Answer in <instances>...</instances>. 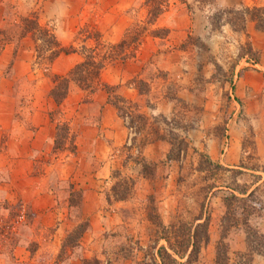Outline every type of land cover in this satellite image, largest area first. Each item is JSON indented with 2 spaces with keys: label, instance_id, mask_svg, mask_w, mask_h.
Instances as JSON below:
<instances>
[{
  "label": "crops",
  "instance_id": "0c3cea01",
  "mask_svg": "<svg viewBox=\"0 0 264 264\" xmlns=\"http://www.w3.org/2000/svg\"><path fill=\"white\" fill-rule=\"evenodd\" d=\"M176 2L168 0L166 10ZM242 4L239 2L234 8L251 7ZM158 20L154 26H160ZM3 22L2 13L0 25ZM246 24L245 32L224 31L237 37V46L244 43L243 35L247 34L252 50L257 54L256 61L252 67L244 68L246 64L242 61L233 63L229 57L222 58L223 64H233L228 75L230 78L225 81L212 80L213 72L207 68V63L198 60V55L191 48L178 47L187 37L184 19L176 21L174 28L165 27L169 33L163 39L143 36L133 56L115 59L102 69L100 82L113 86V96L130 103L134 114L143 119L140 125L144 142L136 159L152 165L148 175L142 173L136 160L128 157L127 162L126 159L124 161L126 157L121 150L127 145L128 128L117 107L108 101V94L103 89L88 93L71 86L60 104H56L49 95L53 87L51 76H64L82 61V54L77 47H92L94 43L89 37H79L76 40L78 44L59 26L49 27L61 47L72 46L75 51L58 55L48 70L37 67L36 57L32 53L15 49L11 44L1 48L0 201L8 207L18 208V220L25 219L24 208L30 207L34 227L32 232H35L33 241L36 243L32 251L20 244L14 245L11 252L14 260L32 264L35 259H39L38 255L49 252L45 264H82V260L91 256H101V243H98L95 234H90V231H96L89 227L77 239V245L63 247V241L80 220L88 219L93 228L98 223V217L106 219V213L103 217L99 216L100 197L104 190L114 185L118 174H121L118 179H131L133 185L125 199H112L113 206L108 204L112 212L107 213L106 217L113 220V234L116 230H127V222L132 219L135 223L141 222L142 227L148 230L149 216L140 217L139 214V210L144 207L142 198L151 202L152 196L148 192L156 180L167 182L174 176L183 178L187 162L190 171L197 172V168L193 170L194 160H190L198 154L197 151L223 167L238 168L244 151L245 124L251 123L255 128L264 126V32L255 30L252 22ZM128 27L119 30L117 34L113 33V42L110 43L117 44L123 40ZM157 41H164L166 46L162 53L155 55L157 60L152 63L149 58L157 50L151 46ZM217 48L212 51L218 53ZM148 62L155 66L152 78L146 76ZM19 78L28 83V88L21 83L15 84ZM140 84L143 90H139ZM171 86L174 87L175 100L170 98ZM177 100L184 108L196 110L197 116L191 117L193 126L184 133V139L191 147L182 151L176 160H166L170 143L165 136L167 125L162 119L173 118L177 108L174 102ZM187 119L185 122L189 123ZM62 125L67 126L66 143L62 148H57L54 142ZM69 141L73 145L72 151L67 148ZM225 141L228 145L227 153L221 154V146ZM162 165L172 169L170 172L167 170L163 179L159 167ZM58 180L68 181L69 191H63ZM216 189L219 188H212L209 193ZM73 191L80 195L76 208L81 210V216L74 220L75 224L69 223L72 217L69 209L73 206L69 203V193ZM59 194H66L62 203ZM124 209H130L126 216ZM205 209V204H201V219L197 220L196 217L194 225L205 219ZM177 211L180 208L176 206ZM156 212L161 220L158 210ZM153 234L157 235V231L152 228ZM72 249L81 254H73ZM59 252L61 258H58ZM255 256L259 255L252 256L251 264ZM34 263L44 264L39 260Z\"/></svg>",
  "mask_w": 264,
  "mask_h": 264
},
{
  "label": "rangeland",
  "instance_id": "374dc122",
  "mask_svg": "<svg viewBox=\"0 0 264 264\" xmlns=\"http://www.w3.org/2000/svg\"><path fill=\"white\" fill-rule=\"evenodd\" d=\"M145 1L146 0H0V17H2L3 13L4 21L0 25V50L6 44H11L15 49L19 48L24 50V52L26 51V53L36 55L34 49L36 46L41 45V42L35 39L36 35H34L33 39L30 38V36L22 38L20 35L23 25L19 22V19L28 18L32 15L37 17L40 27L54 28L59 26L63 32L67 31L66 34L71 40L74 38L76 41L79 37H89L94 43L93 37L99 35L103 44L112 45L110 42H113V33L117 34L119 30H124L129 25V34H132L135 33L133 30H135L136 27L145 25L147 12V7L144 5ZM186 1L187 3L185 2V4L182 5L181 0H177L174 5H170V9L166 10L167 8H165L158 17V24L160 26H153L151 28L167 27L171 29L174 28L173 25L176 24V21L180 22L181 19H184L187 25V37L178 47L191 48L195 54L198 55V60L207 63V68L211 69L213 72L212 80L216 79L221 82L230 78L228 75L231 73L233 64H223L221 61L222 58L229 57V60L233 63L242 61L246 64L244 68H249L254 65L257 54L252 50L248 39L249 36L247 34L243 35L244 43L237 46L235 44V41L238 40L237 37L228 35L224 31L232 29L230 27L227 28V25L221 26L218 30L211 29L209 17L218 10L236 7L235 5L239 2L243 3L242 5L247 4L252 7L262 4L264 0ZM170 2L174 3V0H170ZM231 5H233V7ZM181 15L183 18H181ZM39 19L41 24L39 23ZM246 25L244 32L246 31ZM223 27L225 28L223 29ZM51 28L50 31L52 32ZM229 36H232V38ZM139 41L142 42L143 37H139L137 42ZM76 42L79 44L78 41ZM216 42L218 53L212 51L213 48L215 49L217 47L215 46ZM246 43L248 45H246ZM137 46L135 48H137ZM164 46H166L164 41L154 42L151 47L155 48L157 51L151 54L149 61L155 63V60H157V58L155 59V55L157 53H162L165 50ZM77 48L80 52L82 47ZM127 50H132V46ZM39 56L42 59H36L35 63H37L39 69L44 70L46 69L45 58L48 56V53L41 51ZM229 60L228 62H230ZM151 62L146 64L145 69L147 78L155 74V66L151 65ZM16 82L15 84L21 83L28 88V83H26L25 80L19 78ZM169 94L170 98L175 100L173 86L170 87ZM174 104L177 108L173 118H161L165 119L167 125V128H165V136L174 144L173 148L175 147V154H177L178 157L180 153L182 155V151L191 147L184 139V133L189 127L193 126V122L190 121V119L191 117L196 118L197 112L196 110L184 108V105L178 100L175 101ZM122 107L124 111L125 105ZM189 110L190 113H188ZM185 116H187L188 119L185 118ZM123 119L128 126L129 118L124 117ZM186 119L189 120V123L185 122ZM134 124H136L135 121H133L132 127L128 129L127 148L125 146L123 150H121V152L125 154L124 156L126 158H124V161L126 159V162L128 157L134 161L136 160L137 153L144 142L142 129H138L141 127V125H139L140 123L136 124V127ZM244 129L246 132L242 146L244 151L241 155V163L238 168L223 167L216 162H212L213 165L211 166L204 163L199 164V155L205 154L201 151H197L198 154L190 159L194 160L193 170L197 168V172H191L188 168L189 163L187 162L185 166L187 168L186 175H183V178L178 179V177L176 178L174 176L173 179L167 182H163L159 179L151 185L152 190L148 193L152 196V200L148 202V200H144L143 197L142 202L144 203V207L142 210H139L140 217L142 215L149 216L150 227L148 230L142 227L141 222L138 221L135 223L132 219L127 222V230L120 229L118 232L116 230V233L113 234V220L106 217L107 213L112 212L108 204L110 203V205L113 206L111 203L113 195L109 188L103 191L100 197L101 205H99L98 210L99 216L101 217L106 213L104 216L106 219L103 220L98 217V223H96L93 228L90 227L88 219L80 220L81 222L74 226L69 235L64 238L63 247L71 248L77 245V239H79L86 231L87 227H89L90 230L96 231L93 233L90 231V234H95V237L98 238V243H101L102 254L101 256L99 255V257L91 256L87 259L88 264H153V260L159 263L157 257L158 249L160 247H168L163 239H158L163 236L159 224L164 226L165 232L168 233L174 231L173 229H177L176 232L188 231L187 224L193 223L196 217L202 215L199 211V207H201V204H205V217L209 218V239L205 246L200 249L198 259L193 264H213L215 247L221 235L225 236L224 244L229 249L231 264H241V255H247L245 237L242 229L230 230L224 233L221 227V220L225 212L221 199L228 192V187L241 189L245 185L249 188V191L253 190L255 187L260 188L261 193H258V200H260L261 210L257 211L249 218V223L251 226H255L264 232V190L261 184L254 187L252 186L253 184L255 185V177L260 176V180L264 179V126L255 128L251 123H246ZM61 134H63L62 129L59 128L54 147L62 148L63 145H65L66 140H62ZM176 137L178 139L174 140ZM70 147L71 142L69 141L67 148ZM227 147V141L223 142L221 154L227 153ZM171 148L170 144L169 152ZM121 152L119 153L122 156ZM174 163L175 162L172 164ZM159 167H161L160 176L162 179L165 178L164 174L167 170L168 172L172 171L171 168L168 169L169 166L162 165ZM150 172L151 169L146 170V173ZM115 175L116 174H114V176ZM118 176H121V174L116 176L117 181ZM58 181L61 183L63 191H69L67 187L68 181ZM212 188L219 189L214 190L210 194L209 192ZM148 193L146 195H148ZM69 195V200L70 202L72 201L71 203L73 204L72 208L69 209V214L72 216L70 217L71 222L69 223L75 224L76 221L74 220L78 219L81 214V210L76 208L80 195L77 191H73L71 194L69 193ZM59 196L62 203L66 199V194H59ZM61 206H64V204ZM176 206L180 208L179 212H175ZM254 206L257 208L259 203ZM129 210L130 209H124V216L129 213ZM156 210H158L161 220L157 217ZM23 212L25 219L18 220V208L8 207L5 202L0 201V264H31L14 260L11 256L14 245L20 244L21 247L29 251L34 250L36 247V243L33 241L35 232H32L34 227L30 218V216H32L30 207H25ZM142 224L144 225L145 223ZM171 224L174 225V228H170L169 225ZM184 225L187 227H184ZM39 228L40 226L38 229ZM152 228L157 231V235L153 234L154 236H152ZM74 230L76 232L73 233ZM78 234L80 235L78 236ZM170 244L172 246L174 244L172 239L170 240ZM167 251L170 252L169 249H167ZM76 252L77 253L72 249L73 254H81L78 250H76ZM60 254L61 252H59L58 258H61L62 254ZM38 256L39 259H35L32 264H36L34 262L37 260L43 261L45 264L50 254L49 252H45L42 253L41 256ZM82 264H84L83 260ZM253 264H264V258L255 256Z\"/></svg>",
  "mask_w": 264,
  "mask_h": 264
},
{
  "label": "trees",
  "instance_id": "16d2710c",
  "mask_svg": "<svg viewBox=\"0 0 264 264\" xmlns=\"http://www.w3.org/2000/svg\"><path fill=\"white\" fill-rule=\"evenodd\" d=\"M181 1L185 3V0ZM144 5L147 7L145 25L142 27H136L135 30L137 31L133 30L135 33L129 34L130 30L127 29L125 38L114 45L103 44L99 38L100 36L96 35L93 37L95 42L92 47L81 48L80 53L82 54L83 59L80 63L76 64L64 76H51L53 87L49 95L56 104H60L64 100L71 86L82 91H87L88 93H92L96 89L101 88L108 94V101L117 107L120 117L122 119L124 117L129 118L128 129L132 127L133 121H135L136 124L143 122V119L139 115L134 114L132 109L133 106H131L130 103L125 102L117 96H113V86L100 82V73L105 65L111 61L118 58L125 59L133 56L134 51L136 50L135 47L140 43V41L137 42L139 37L148 35L153 38L163 39L168 35L169 30L167 28H151L155 25V22L162 14L163 10L167 8L168 0H146ZM19 22L23 25L20 33L22 38L30 36V38L33 39L34 35H36L35 39L41 42V45L36 46L34 49L36 59H42L39 56L41 51L48 53V56L45 58L46 70H48L51 62L58 55L68 54L75 51L72 46L67 48L61 47L49 28L39 26L35 15L19 19ZM247 22H252L256 30L264 31V4L258 7H237L218 10L212 13L209 17L210 28L215 30H218L221 26L228 25L235 32H244ZM246 45L248 44L246 43ZM131 46L132 50L128 51L127 49ZM255 61L256 59L254 62ZM141 86L142 84L139 85V90H143V87ZM123 105H125L124 111L122 107ZM162 120L165 122L164 119ZM136 124H134L135 127ZM60 127L63 132L61 138L62 140H65L67 137V126L62 125ZM138 129H141V127ZM177 139V137L174 138V140ZM168 142L171 144L172 148L166 156V160H176L178 157L177 154H175V147L173 148L174 144H172L170 140H168ZM72 150L73 145L71 144L69 151ZM136 162L141 166L142 173L148 175L149 173H146V170L151 169L152 165L142 159H136ZM200 163H204L208 166L213 165L209 158L204 155H199V164ZM259 177L260 176L255 177V183L261 179ZM260 184L264 190V179L261 180ZM132 185L133 181L131 179L125 177L119 178L110 188V192L113 195V201L125 199L131 192ZM258 193H261L259 187H255L251 191H249V188L245 185L241 189L228 187V192L221 199V203L225 209L221 220L223 232L227 233L230 230L242 229L244 233L247 255H241V264H251L253 255H259L264 258V232L255 226H251L249 223V218L252 217L254 213L261 210ZM71 202L69 203L72 204ZM258 203L259 206L255 208L254 205H257ZM199 219L201 218L198 217L197 220ZM187 225L188 231L176 232L177 229H173L174 231L168 233L165 232L166 230L164 226L159 224L163 236L158 239H163L168 247H160L158 249L157 257L159 263H156L155 260H153V264H193L198 259L200 249L205 246L209 239V218L205 217L201 223L195 225L194 222ZM169 226L170 228H174L173 224ZM185 226L186 225H184V227ZM74 232L76 231L74 230L73 233ZM79 235L80 234H78V236ZM224 238L225 236L221 235L216 244L213 264H231L229 249L224 244ZM171 239L174 242L173 246L170 244ZM167 249H169L170 252H168ZM83 263L88 264V261L83 260Z\"/></svg>",
  "mask_w": 264,
  "mask_h": 264
}]
</instances>
